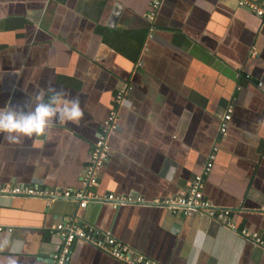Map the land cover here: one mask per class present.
<instances>
[{
	"label": "crops",
	"instance_id": "crops-1",
	"mask_svg": "<svg viewBox=\"0 0 264 264\" xmlns=\"http://www.w3.org/2000/svg\"><path fill=\"white\" fill-rule=\"evenodd\" d=\"M150 2L0 0V107L31 110L61 93L83 111L79 124L56 121L40 137L0 134V184L80 188L126 86L98 192L181 194L216 146L204 196L264 239V20L238 0H162L149 22ZM60 222L94 226L160 264H264V248L197 213L9 196H0V264H49ZM66 264L124 263L76 241Z\"/></svg>",
	"mask_w": 264,
	"mask_h": 264
},
{
	"label": "built area",
	"instance_id": "built-area-1",
	"mask_svg": "<svg viewBox=\"0 0 264 264\" xmlns=\"http://www.w3.org/2000/svg\"><path fill=\"white\" fill-rule=\"evenodd\" d=\"M162 0H151L146 18L153 22ZM239 6L247 7L255 15L264 20V8L251 0H238ZM153 27H150L152 30ZM151 36V35H150ZM260 88H264L262 82H258ZM126 94V86L119 89L114 96V106L109 111L99 128L97 138L93 142L89 159L84 167L81 176V187L78 189L46 187L25 184H0V196L36 198L47 202L48 204L59 200L76 201L80 208H85L90 202L109 203L113 206L123 204H151L163 207L175 214L185 217L192 214H200L209 217L231 230L239 232L246 240L254 246L264 248V239L257 232L246 228L238 229L232 220L231 210L215 206L210 202L203 193L204 177H207L212 169L214 153L217 147L213 146L210 151L208 161L199 174L194 175L186 190L177 195L167 198H154L151 202H146L141 196L132 194H114L100 193L96 189L99 184L100 170L109 156L108 136L116 130L117 127V108L121 104ZM233 105H229L220 119L219 131L221 134L226 132ZM2 228L0 227V230ZM55 232L61 239V245L55 251L50 259L49 264H66L71 247L76 241L85 242L100 251L104 252L111 258L124 264H160L146 255L134 250L128 245L114 238L107 232L90 225L78 226L74 222H60L55 226Z\"/></svg>",
	"mask_w": 264,
	"mask_h": 264
},
{
	"label": "clouds",
	"instance_id": "clouds-1",
	"mask_svg": "<svg viewBox=\"0 0 264 264\" xmlns=\"http://www.w3.org/2000/svg\"><path fill=\"white\" fill-rule=\"evenodd\" d=\"M82 117L79 99H69L61 93H54L47 102L41 100L31 110L15 107L9 102L0 107V134L16 143L22 138L43 136L56 121L79 124ZM9 264H15V261L10 260Z\"/></svg>",
	"mask_w": 264,
	"mask_h": 264
}]
</instances>
